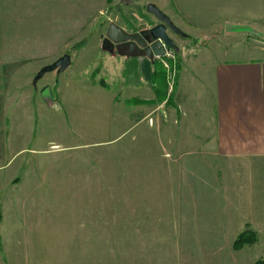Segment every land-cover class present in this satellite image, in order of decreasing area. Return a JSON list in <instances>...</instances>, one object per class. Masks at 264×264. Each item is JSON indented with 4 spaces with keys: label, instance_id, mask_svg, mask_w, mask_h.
Wrapping results in <instances>:
<instances>
[{
    "label": "rangeland",
    "instance_id": "obj_1",
    "mask_svg": "<svg viewBox=\"0 0 264 264\" xmlns=\"http://www.w3.org/2000/svg\"><path fill=\"white\" fill-rule=\"evenodd\" d=\"M133 7L150 14L143 5ZM131 12V25L137 24L140 19ZM233 29L262 47V35L246 27ZM168 34L176 44L168 48L174 58L167 60L176 81L183 39L175 31ZM159 63L166 76L167 67ZM91 69L90 64H70L36 81L37 73L31 82L11 83L16 88L30 83L43 91L41 97L26 92L3 99L8 86L0 82V126L8 123L4 112L10 107L14 123L20 124L0 134V163L23 148L10 166L0 168L11 172L10 186L0 179V264H217L228 259L226 251L239 250L230 235L240 228L234 238L254 233L255 242L242 247L249 248L248 258H264V163L234 168L224 163L212 172L199 171V178L184 171L160 146L164 128L178 123L164 108L172 100H159L144 123L117 138L121 124L115 108L105 94L88 87L94 79ZM209 187L223 194L196 193ZM249 220L255 228L241 227ZM217 230L224 236L212 237ZM207 251H224L226 259L203 258Z\"/></svg>",
    "mask_w": 264,
    "mask_h": 264
},
{
    "label": "crops",
    "instance_id": "obj_2",
    "mask_svg": "<svg viewBox=\"0 0 264 264\" xmlns=\"http://www.w3.org/2000/svg\"><path fill=\"white\" fill-rule=\"evenodd\" d=\"M121 1L0 0V82L8 86L2 98H18L26 92L32 98L37 94L41 97L43 91L30 83L20 88L11 83L31 82L38 69L68 54L71 65L92 66L90 76L94 79L88 87L105 94L115 108L121 124L117 138L131 125L139 127L159 107L158 81L163 69L155 57L150 60L143 55L110 53L101 42L110 21L128 30L134 25L137 27L133 30H139L155 24L151 13L133 7L153 4L181 30L183 39L177 52L180 58L175 93L172 103L164 107L178 123L168 128V135V130H163L160 146L164 152L182 164L184 171L196 173L195 178L201 177L199 171L212 172L224 163L233 168L264 163V0H129L128 7ZM130 12L140 19L137 24L131 25ZM235 27L250 28L262 35V47L256 45L259 40L247 39ZM10 110L4 112L8 123L0 126V134L20 127ZM28 124L33 139L32 115ZM17 148L0 168L10 166L15 154L23 151ZM10 176L11 172H0V179L7 181L5 186H10ZM259 191L257 188L256 193ZM196 193L223 194L214 187ZM1 195L0 190L2 208ZM251 222L245 221L241 227L255 228ZM236 233L230 235L233 241ZM221 236L223 232L218 230L212 234L214 238ZM245 249L226 251L229 260L217 264H253L257 258L250 260L251 252ZM223 255L224 251L214 255L208 252L203 258L225 260Z\"/></svg>",
    "mask_w": 264,
    "mask_h": 264
},
{
    "label": "water",
    "instance_id": "obj_3",
    "mask_svg": "<svg viewBox=\"0 0 264 264\" xmlns=\"http://www.w3.org/2000/svg\"><path fill=\"white\" fill-rule=\"evenodd\" d=\"M145 10L153 14L158 23L139 30H128L110 21L102 36V48L110 53L121 52L125 57L143 55L150 60L164 56L168 48L176 49V44L168 31L172 30L181 34V30L153 4H147ZM69 64L70 56L63 54L54 62L41 67L34 81L48 71H63Z\"/></svg>",
    "mask_w": 264,
    "mask_h": 264
},
{
    "label": "trees",
    "instance_id": "obj_4",
    "mask_svg": "<svg viewBox=\"0 0 264 264\" xmlns=\"http://www.w3.org/2000/svg\"><path fill=\"white\" fill-rule=\"evenodd\" d=\"M179 67V66H178ZM177 76H178V69L176 70V81H175V87L177 84ZM166 76L165 72L163 71L161 79L158 81V97L159 100L166 99L167 101H171L173 98V93L167 96L166 92ZM101 83V82H100ZM255 242L254 233L251 231H245L244 233H241L235 238L233 247L235 249H240L243 247L244 244H252ZM253 264H264V258L256 260Z\"/></svg>",
    "mask_w": 264,
    "mask_h": 264
},
{
    "label": "built area",
    "instance_id": "obj_5",
    "mask_svg": "<svg viewBox=\"0 0 264 264\" xmlns=\"http://www.w3.org/2000/svg\"><path fill=\"white\" fill-rule=\"evenodd\" d=\"M156 59H158L161 64H163L165 67H167L166 69V85H167V96L170 95L173 92V85L175 84V73L174 71L171 72L170 69L168 68V64H167V60L169 59H173V53L171 52V50L166 49L165 55L162 57H155Z\"/></svg>",
    "mask_w": 264,
    "mask_h": 264
}]
</instances>
